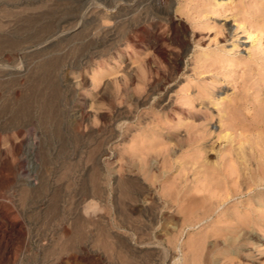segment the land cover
<instances>
[{"label":"rangeland","instance_id":"374dc122","mask_svg":"<svg viewBox=\"0 0 264 264\" xmlns=\"http://www.w3.org/2000/svg\"><path fill=\"white\" fill-rule=\"evenodd\" d=\"M0 264H264V0H0Z\"/></svg>","mask_w":264,"mask_h":264},{"label":"bare ground","instance_id":"6f19581e","mask_svg":"<svg viewBox=\"0 0 264 264\" xmlns=\"http://www.w3.org/2000/svg\"><path fill=\"white\" fill-rule=\"evenodd\" d=\"M15 39H13V41H14ZM10 41V40H9ZM11 42V41H10ZM15 42V41H14ZM16 42H18V41H16ZM9 45H10V43H9ZM12 45H13V43H12ZM6 46V45H5ZM61 59V58H60ZM58 60V58L56 59V61ZM50 61V60H49ZM52 61V60H51ZM47 64V63H46ZM41 75V74H40ZM42 77V76H41ZM42 78H44V77H42ZM37 79V78H36ZM41 79V78H40ZM38 80V79H37ZM43 80V79H42ZM41 81V80H40ZM47 82V81H46ZM48 83V82H47ZM54 83H55V81H54ZM42 84V83H41ZM56 84V83H55ZM33 86V85H32ZM51 86V85H50ZM54 87V86H53ZM39 88H41V87H39ZM47 89H50V88H47ZM52 89V88H51ZM34 91V90H33ZM51 91V90H50ZM52 92V91H51ZM56 92V91H55ZM37 94V93H36ZM40 94V93H39ZM50 94V93H49ZM47 97V96H46ZM46 100V99H45ZM45 102V101H44ZM42 105V104H41ZM48 110H50V109H48ZM83 113V112H82ZM82 117V116H81ZM121 182L124 184V185H126V187L123 189V193H124V195H126L127 197H131V193H130V189H129V187H131V180L130 179H128L127 177H125V176H123V177H121ZM144 197H146V195H144L143 196V198ZM148 197H149V195H148ZM147 199V198H146ZM125 205H126V207L128 208V210L129 211H138V210H140V206L139 207H137V206H135V205H133V204H129V202L128 203H125ZM234 226V229L236 228H239V231L238 232H236L235 230H233V234H235L236 235V233H239L240 232V234H242L243 236H245V237H251L252 236V230H247V228H245V227H243V225L241 226V224L239 223L238 225H233ZM173 227V226H172ZM233 234H231V235H233ZM229 241V243L231 244L232 242H233V239L232 238H229L228 239Z\"/></svg>","mask_w":264,"mask_h":264}]
</instances>
